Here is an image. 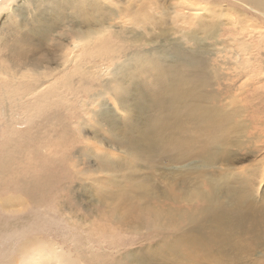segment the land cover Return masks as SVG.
I'll list each match as a JSON object with an SVG mask.
<instances>
[{"label": "rangeland", "instance_id": "rangeland-1", "mask_svg": "<svg viewBox=\"0 0 264 264\" xmlns=\"http://www.w3.org/2000/svg\"><path fill=\"white\" fill-rule=\"evenodd\" d=\"M1 8L0 262L39 238L81 264H264V37L240 31L258 10ZM100 26L114 35L83 48Z\"/></svg>", "mask_w": 264, "mask_h": 264}, {"label": "bare ground", "instance_id": "bare-ground-1", "mask_svg": "<svg viewBox=\"0 0 264 264\" xmlns=\"http://www.w3.org/2000/svg\"><path fill=\"white\" fill-rule=\"evenodd\" d=\"M234 1L238 2V3H242V4L247 5V6L249 5L252 9L258 10L261 17L263 18V24H264V0H234ZM5 3H6V0H0V11L2 10L1 7L3 5H5ZM194 3H196L195 5L200 4V3L197 4V2H194ZM195 7L191 6V7H189V9H191V10L199 9V8H195ZM111 30L112 29L106 28L104 26L103 27L100 26V28L97 30H90L89 29L86 35L84 34L82 37H79V39L81 40L80 44L82 45L83 48L90 46V45H93L95 43L98 44V42L102 41L103 39H105L109 35L110 36L114 35V32ZM240 31L242 33L241 34L242 36L244 33H246L249 36V38H251V39L254 38L256 33H258V32H259V34H261L264 37V26L263 27L248 26L246 28L240 29ZM185 36H187V35H185ZM242 38H244V36ZM232 40L233 41L236 40L239 43L240 51H241L240 59L237 58V61H234V64L236 65V67L239 70L247 72L246 63L248 62L247 57L249 56L248 51H249L250 47L247 46L245 41H242L241 38L240 39H233L232 38ZM203 48L207 49L208 47H203ZM187 50H189V49H187ZM66 62H68V59ZM259 67H261V69L263 70L261 72V74L260 73L259 74L253 73L250 77H252L254 80H256V82L261 83L262 81H264V60L262 61V63H260ZM113 73H114V71H113ZM31 74L33 75L35 73L31 72ZM244 75H245V73H244ZM250 81H252V80H250ZM250 83H252V82H250ZM115 109H116L115 114H117L118 108H115ZM174 117H172V118H174ZM17 207H18V205H17ZM0 264H81V263L72 260L70 253L66 252L63 248L58 249L56 244H54V243L47 244V243L41 241L39 238H36V239H29L26 241L22 240L21 242H19L13 256L8 257L7 262L2 261V262H0Z\"/></svg>", "mask_w": 264, "mask_h": 264}]
</instances>
